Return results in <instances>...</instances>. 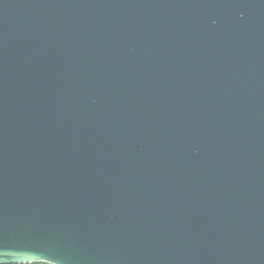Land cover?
<instances>
[{"label": "water", "instance_id": "water-1", "mask_svg": "<svg viewBox=\"0 0 264 264\" xmlns=\"http://www.w3.org/2000/svg\"><path fill=\"white\" fill-rule=\"evenodd\" d=\"M264 264V0H0V264Z\"/></svg>", "mask_w": 264, "mask_h": 264}, {"label": "trees", "instance_id": "trees-1", "mask_svg": "<svg viewBox=\"0 0 264 264\" xmlns=\"http://www.w3.org/2000/svg\"><path fill=\"white\" fill-rule=\"evenodd\" d=\"M27 264H47V263H44V262H34V263H27Z\"/></svg>", "mask_w": 264, "mask_h": 264}]
</instances>
